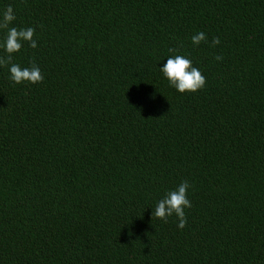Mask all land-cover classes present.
Wrapping results in <instances>:
<instances>
[{"label":"trees","instance_id":"trees-1","mask_svg":"<svg viewBox=\"0 0 264 264\" xmlns=\"http://www.w3.org/2000/svg\"><path fill=\"white\" fill-rule=\"evenodd\" d=\"M9 5L44 79L0 67V264H264V0ZM177 54L202 90L163 76ZM185 180L186 227L153 218Z\"/></svg>","mask_w":264,"mask_h":264},{"label":"clouds","instance_id":"clouds-1","mask_svg":"<svg viewBox=\"0 0 264 264\" xmlns=\"http://www.w3.org/2000/svg\"><path fill=\"white\" fill-rule=\"evenodd\" d=\"M16 20L14 9L9 5L0 15V29H6V37L0 47L4 49L6 55L0 56V67H9L10 79L14 84L25 82L38 84L43 82V75L40 68L32 62L31 67L22 68L19 64L13 63V55L20 52L24 43H28L33 49L37 48V41L34 39L35 28H17L11 26ZM192 44L199 46L202 42H207L204 32H199L192 36ZM221 43L218 37H214L211 46L216 47ZM176 52V49H169ZM215 60L222 61L223 57L215 56ZM163 76L167 78L170 85L181 94L196 93L206 85V78L202 72L193 66L192 61L184 55H174L167 59V62L160 68ZM191 187L187 180L182 181L175 190L169 191L159 200L153 209V218H157L167 223L168 218L175 215L178 219V228L183 229L187 225L185 209H190L192 204L188 199V190Z\"/></svg>","mask_w":264,"mask_h":264}]
</instances>
